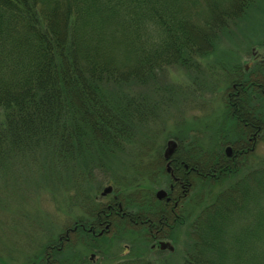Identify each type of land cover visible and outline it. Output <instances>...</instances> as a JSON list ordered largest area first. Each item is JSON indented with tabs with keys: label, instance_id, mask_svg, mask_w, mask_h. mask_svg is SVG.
<instances>
[{
	"label": "trees",
	"instance_id": "1",
	"mask_svg": "<svg viewBox=\"0 0 264 264\" xmlns=\"http://www.w3.org/2000/svg\"><path fill=\"white\" fill-rule=\"evenodd\" d=\"M196 1L0 0V169L19 160L63 167L93 146L104 150L127 143L142 113L134 96L120 92L123 86L144 83L165 66H197L257 0H229L226 7L225 0H204L198 20L188 10ZM238 109L239 116L252 114L248 106ZM200 156L202 173L214 171V156L205 151ZM185 160L188 171H196L189 152L177 149L171 157L175 167ZM188 171L181 178L182 214ZM220 172L214 181L235 169ZM135 196L134 211L130 200H119L124 231L145 218L148 229L158 225L165 237L176 222L165 202L144 191ZM100 206L93 207L95 219ZM200 206L190 223L193 248L183 264H264V168L205 196ZM140 229L149 235L147 227ZM112 264L166 262L129 253Z\"/></svg>",
	"mask_w": 264,
	"mask_h": 264
},
{
	"label": "rangeland",
	"instance_id": "2",
	"mask_svg": "<svg viewBox=\"0 0 264 264\" xmlns=\"http://www.w3.org/2000/svg\"><path fill=\"white\" fill-rule=\"evenodd\" d=\"M200 1L188 9L197 20V8L205 3ZM222 4L230 3L225 0ZM245 10L228 33L217 37L213 51L197 60V66H165L144 83L132 81L123 86L120 92L134 96L142 113L127 143L104 150L93 146L92 152L88 150L63 167L19 160L0 169V264H112L125 260L129 253L183 264L193 248L190 223L201 209L202 198L217 194L249 170L264 168V90L248 74L256 68L251 48L264 45V0ZM236 81L246 82L242 87H248L234 96L232 83ZM240 87L237 84L236 91ZM240 105L248 106L252 114L239 116ZM169 140L177 143L173 154L177 149L189 152L196 171L176 168L170 161L173 154L163 161ZM227 147L231 148L229 155ZM203 151L214 156V171L202 173ZM179 162L187 165L186 160ZM227 167L235 169L234 175L226 173L214 181ZM185 170L195 183L188 185L183 218L175 219L165 237L154 239L136 224L133 231L125 232L121 220L96 236L78 227L69 241L59 245L58 236L66 228L95 218L91 217L93 207L99 202L118 194L114 202L122 207L121 197L130 200L128 206L134 211L135 194L144 191L156 198V192L163 189L167 196L178 184L174 177L183 178ZM210 175L212 181H203ZM109 186L111 191L102 195ZM160 242H168L174 249H160Z\"/></svg>",
	"mask_w": 264,
	"mask_h": 264
},
{
	"label": "flooded vegetation",
	"instance_id": "3",
	"mask_svg": "<svg viewBox=\"0 0 264 264\" xmlns=\"http://www.w3.org/2000/svg\"><path fill=\"white\" fill-rule=\"evenodd\" d=\"M250 55H251V61L256 66V68L254 71L248 72L249 78L253 80V83L256 84L255 85L256 87H258V88L263 87V90H264V71H262V70L260 71V69L264 67V45L260 44L259 47L253 46L250 50ZM245 68L247 69V67H245ZM253 72H255V73H253ZM237 84H240L241 87H240V90L236 91ZM245 84H246V82H242V83H240V82L238 83V81L233 82L232 87L235 89V92L233 91L232 95L237 96L241 90L246 91L248 85L242 87V85H245ZM259 85H262V87H259ZM232 95H231V97H232ZM162 157H163V154H162ZM163 159H164V157H163ZM170 161H171V159H170ZM180 165L184 166V168L189 169L188 165H185L184 163L180 162ZM176 168H180V167H176ZM174 180H176L178 182V184L174 188L175 191L167 193V196L161 200L165 202L167 209L170 211V214L172 215V217L174 219H176V218L181 219L182 213H181V211H179V209L181 206L180 205L181 196H182V194H184V191H185V189H184L185 183H184V181H182L180 176L179 177L175 176ZM193 182L194 181L190 182V180H189L188 185H190ZM177 186H180L179 189L177 188ZM166 198H169V199H166ZM113 199L114 200L117 199L116 195L112 196V200L109 198L106 201L107 203L102 202V201L99 202L101 204L100 207H102V208L100 210L101 214L97 213V215H95L97 219L92 218L91 222H89V221L83 222V223L75 222L73 229H71L70 227L66 228L64 230V232L58 236L59 245H61L63 242L69 241V239L71 238V236L77 230L78 227L82 228L85 231H88L91 235L96 236L99 234V231H101L103 228L106 229V226L110 227L112 225V221H116V222L121 221V219L123 218L124 212H123L120 204H116L113 201ZM119 207H121V208H119ZM134 223L136 225L141 226V227H147V229L151 224V223H147V221H145V220H143L141 222L140 221H134ZM155 226H156L155 230H152L150 228L148 229L149 235H150V237H152L154 239H160L161 237H163L164 233L158 227V225H155ZM167 227H168L167 224L163 225V228H167ZM156 246H158V245H156ZM3 252L4 251H2L1 254ZM0 262H2V261H0Z\"/></svg>",
	"mask_w": 264,
	"mask_h": 264
},
{
	"label": "water",
	"instance_id": "4",
	"mask_svg": "<svg viewBox=\"0 0 264 264\" xmlns=\"http://www.w3.org/2000/svg\"><path fill=\"white\" fill-rule=\"evenodd\" d=\"M166 148H165V151H164V158L165 159H168L174 152L175 148L177 147V143L175 140H169L167 143H166ZM226 154H231V148L230 147H227L226 149ZM111 187H106L103 192H102V195H105L107 193H109L111 191ZM166 197V191L163 190V189H160L156 192V198L161 200V199H164ZM166 199H169V198H166ZM159 247L160 249H168L170 251H172L174 249V247L168 243V242H160L159 244Z\"/></svg>",
	"mask_w": 264,
	"mask_h": 264
}]
</instances>
